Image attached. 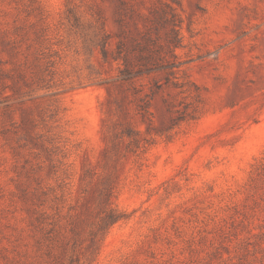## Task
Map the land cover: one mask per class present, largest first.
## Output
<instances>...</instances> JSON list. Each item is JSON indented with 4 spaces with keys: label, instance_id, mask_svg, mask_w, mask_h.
Here are the masks:
<instances>
[{
    "label": "rangeland",
    "instance_id": "rangeland-1",
    "mask_svg": "<svg viewBox=\"0 0 264 264\" xmlns=\"http://www.w3.org/2000/svg\"><path fill=\"white\" fill-rule=\"evenodd\" d=\"M125 1L135 34L158 0ZM29 3L0 0V264H264V0L172 2L181 77L148 133L100 53L118 0ZM106 193L127 218L94 242Z\"/></svg>",
    "mask_w": 264,
    "mask_h": 264
},
{
    "label": "trees",
    "instance_id": "trees-1",
    "mask_svg": "<svg viewBox=\"0 0 264 264\" xmlns=\"http://www.w3.org/2000/svg\"><path fill=\"white\" fill-rule=\"evenodd\" d=\"M33 4L37 0H28ZM181 0H158L150 7L147 12H143L138 16L142 20L141 26L135 27V34H131L127 30V25L134 20L135 12L125 0H118L119 10L117 23L119 33L116 35V47L113 52L106 48L105 34H100V53L104 60H107L112 54L111 59L120 61L116 78L112 80L118 85H127L132 89L135 98V110L140 115L142 122L146 123V132H149V125L152 124V116L149 108L150 99L153 93L157 92L160 87L165 84H175L174 82L181 77L182 60L178 57L176 49L182 45V36L180 26L182 23L181 16L176 10L173 3L179 5ZM70 0H66L67 16L72 17L75 23L78 22L74 9L69 6ZM173 2V3H172ZM36 7L41 8L38 2ZM129 41V46L126 45ZM160 75L158 80L153 77V84L149 86V91H143L144 77ZM163 80V81H162ZM138 81V84H137ZM162 81V82H159ZM120 136L127 138L128 143L138 144L141 141L147 142V138L139 137L140 129H132L126 123L120 125ZM163 134V133H159ZM168 136V135H167ZM109 145H107V150ZM103 201V207L98 220L90 230L92 241L99 242L103 239L110 227L115 223L126 219L127 213L110 200L106 193ZM99 246V245H98ZM98 252L96 247L95 253Z\"/></svg>",
    "mask_w": 264,
    "mask_h": 264
}]
</instances>
